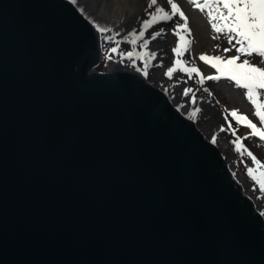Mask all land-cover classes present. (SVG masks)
Instances as JSON below:
<instances>
[{"label": "water", "instance_id": "water-1", "mask_svg": "<svg viewBox=\"0 0 264 264\" xmlns=\"http://www.w3.org/2000/svg\"><path fill=\"white\" fill-rule=\"evenodd\" d=\"M102 43L69 0H0V264H264L213 133L141 74L94 72Z\"/></svg>", "mask_w": 264, "mask_h": 264}, {"label": "snow or ice", "instance_id": "snow-or-ice-1", "mask_svg": "<svg viewBox=\"0 0 264 264\" xmlns=\"http://www.w3.org/2000/svg\"><path fill=\"white\" fill-rule=\"evenodd\" d=\"M188 2L200 12L206 11L214 33L226 35L228 43L233 45L235 49L236 55L229 58L220 55H200L199 59L214 69L215 74L204 76L194 63L190 64L188 60L183 59L185 53L191 50L192 40L190 37L192 33L188 17L175 0H166L165 6H161L158 0H148L147 7L154 9V11L149 13V18L142 22L138 32L133 30L128 34L127 42L132 48L122 54L123 57L133 63L142 61L144 65L143 74L147 76V69L151 66L152 60L156 58V54L146 50L150 41H155L163 32V29L151 33L150 39L145 38L146 33H149V30L153 29L155 25L172 21L174 17H178L182 23H177L173 29V34L179 38V42L172 48L175 59L172 65L167 67L164 74L171 80L174 74L183 73L189 80H195L201 87H203L206 80L219 81L225 78L234 82L236 87L245 89L246 98L252 104L254 116L258 118L260 126L247 116L239 114L236 110L231 111L229 115L237 125L250 129V136L258 137L260 141H264V101L261 99V96L264 95V68L251 63L248 58L241 60V57L255 55L261 58V62L264 63V0H188ZM97 31L103 34L110 33L113 30L109 27L97 25ZM105 38L115 41V35ZM233 41H235L234 44ZM138 45L145 51H137ZM118 49L119 42H117L116 47L110 49V52L117 53ZM224 51L228 52L231 49H224ZM197 77L199 79H196ZM203 91L208 92L209 90L203 88ZM190 94L192 103L195 104L193 89L191 87L183 89L184 96L187 97ZM198 112L199 108L195 109L190 113V117L194 118ZM228 128L231 129L232 125L229 124ZM233 135H235V131H233ZM247 138V136L244 137V139ZM213 143H215V138H213ZM234 144L236 152L241 156L246 154L251 159L252 164L255 165V167L247 168V174L264 192V164L244 146L240 137L236 138Z\"/></svg>", "mask_w": 264, "mask_h": 264}, {"label": "bare ground", "instance_id": "bare-ground-1", "mask_svg": "<svg viewBox=\"0 0 264 264\" xmlns=\"http://www.w3.org/2000/svg\"><path fill=\"white\" fill-rule=\"evenodd\" d=\"M80 11L86 19L90 21L92 26L97 30V25L100 27H109L113 31L107 33L106 37L115 35V41L107 40L106 38L101 40L102 47L112 48L117 46L119 42V49L117 53H112L113 56L121 55L130 51L132 46L127 42V37L130 32L136 30L137 32L141 28V24L144 20L149 18V13L154 9L147 7L148 0H69ZM161 6L166 5V0H158ZM166 10H168L166 8ZM165 22H161L155 25L153 29L146 33L145 38L150 39L151 33L159 31L161 28L163 32L155 40L150 41L149 47L146 51L155 53L156 58L152 60L151 66L147 69L148 77L145 79L150 85L157 90L163 91L169 99L180 108L182 112L191 113L195 109L199 108V112L193 118L194 122L198 123V127L202 133L207 134L208 131L213 133L215 143L220 149L221 153L225 156V160L229 167L232 169L234 175L237 176L239 183H243V175L239 174V168L237 160L234 159L227 143L224 142L226 135L228 134L225 122L223 121L224 110L220 103L212 100L209 95L203 94L202 90L194 83L195 80H189L183 73L174 74L171 80L164 74L167 67L175 56H173L172 48L178 43L165 34L166 27ZM137 51H145L137 46ZM183 59L189 61L190 64L194 63L189 52L185 53ZM163 63L165 70H156L153 67L154 64ZM142 65L143 62L141 61ZM144 66V65H143ZM196 66V65H195ZM116 70L123 69L121 66L114 67ZM124 70V69H123ZM114 72V71H113ZM197 79V78H196ZM191 87L195 92V104L192 103L191 94L189 96L183 95V89ZM202 127V128H201ZM223 129V130H222ZM215 130V131H214ZM252 163V162H251ZM255 166V165H254ZM244 187V185H242ZM247 196L252 200V194L245 189ZM254 201V200H253ZM255 202V201H254ZM260 213L264 217V200L259 203H255Z\"/></svg>", "mask_w": 264, "mask_h": 264}, {"label": "rangeland", "instance_id": "rangeland-1", "mask_svg": "<svg viewBox=\"0 0 264 264\" xmlns=\"http://www.w3.org/2000/svg\"><path fill=\"white\" fill-rule=\"evenodd\" d=\"M175 2L181 7V10L188 17L189 27L191 29L192 40L191 50L189 52L190 57H192L194 64L198 67L201 73L204 76L215 74V70L212 69L209 65H206L199 59L200 55L207 54L209 56L220 55L225 58L236 55L233 45L228 43V38L224 34H216L211 28V24L207 18V13L200 12L194 6H192L188 0H175ZM177 23H182L179 21L178 17H174L172 21L165 22L164 26L166 27L165 34L172 39L179 42V38L173 34V29ZM100 33V32H99ZM107 33H100V39H105ZM217 37V38H214ZM235 41H233V44ZM224 49H231V51L225 52ZM102 57L100 64L94 69V72H113L117 71L114 67L118 65L121 66L124 70L134 71L141 74L145 79L146 76L144 73V66L141 61H135L134 63L128 61L126 58L121 55L113 56L110 52V48L102 47ZM174 56V54H173ZM111 57V58H109ZM248 58L251 63L264 68V63L261 62V58L253 55L252 57H241V60ZM173 60H170L169 65H172ZM165 66L162 62L154 64L156 70H165ZM197 79H199L197 77ZM194 83L197 84L195 81ZM204 88L210 89L215 100H218L222 109L224 110V115L227 117L225 119L227 124L228 134L225 137L224 142L228 144L230 153L234 159L237 160L239 174L243 175L244 188L251 192L253 200L255 203H259L264 200V192L259 189V185L255 183L247 174V168L255 167L251 163V159L245 154L241 156L235 150L234 141L237 137L241 138V142L244 146L253 153L254 156L264 164V141H260L258 137L250 136V129L243 127L242 125H237L235 120L231 118L229 113L233 110L238 111L239 114L247 116L250 120L256 123L258 126V118L254 116V108L252 104L246 98V90L238 88L235 86L234 82L228 81L225 78H222L219 81H205ZM262 101H264V95L261 96ZM231 124L232 128L229 129L228 125ZM235 131V135H233ZM248 137L244 139V137Z\"/></svg>", "mask_w": 264, "mask_h": 264}]
</instances>
